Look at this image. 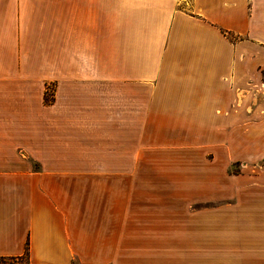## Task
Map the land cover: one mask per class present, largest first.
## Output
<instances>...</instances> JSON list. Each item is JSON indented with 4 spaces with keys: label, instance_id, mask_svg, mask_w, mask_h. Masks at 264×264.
Listing matches in <instances>:
<instances>
[{
    "label": "crops",
    "instance_id": "obj_1",
    "mask_svg": "<svg viewBox=\"0 0 264 264\" xmlns=\"http://www.w3.org/2000/svg\"><path fill=\"white\" fill-rule=\"evenodd\" d=\"M263 71L264 0H0V257L264 264Z\"/></svg>",
    "mask_w": 264,
    "mask_h": 264
},
{
    "label": "rangeland",
    "instance_id": "obj_2",
    "mask_svg": "<svg viewBox=\"0 0 264 264\" xmlns=\"http://www.w3.org/2000/svg\"><path fill=\"white\" fill-rule=\"evenodd\" d=\"M263 74H264V71H263ZM152 137H157V138H155L154 141H153V140H150V136H143V163L150 162V161L146 160L147 159L146 154L148 155V151L150 149V146L153 145V144L154 145L157 144V142H155V141L158 138H160V136H152ZM161 140L165 141V139H161ZM152 149H154L155 153H156L155 149L160 150L161 152H159V154H158L159 163H166V160L168 159V157H167V155L165 153V149L164 148H155V147H153ZM23 261H26V260H23V258H19L15 264H17L19 262H23Z\"/></svg>",
    "mask_w": 264,
    "mask_h": 264
},
{
    "label": "trees",
    "instance_id": "obj_3",
    "mask_svg": "<svg viewBox=\"0 0 264 264\" xmlns=\"http://www.w3.org/2000/svg\"><path fill=\"white\" fill-rule=\"evenodd\" d=\"M49 101V99H47ZM28 257V252L25 253L23 257H0V264H15L19 258L26 260Z\"/></svg>",
    "mask_w": 264,
    "mask_h": 264
}]
</instances>
